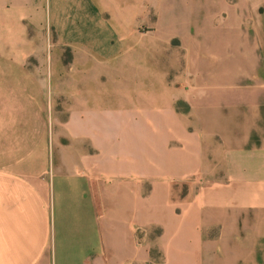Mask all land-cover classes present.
<instances>
[{"label":"crops","instance_id":"0c3cea01","mask_svg":"<svg viewBox=\"0 0 264 264\" xmlns=\"http://www.w3.org/2000/svg\"><path fill=\"white\" fill-rule=\"evenodd\" d=\"M138 1L0 0V264H264V0Z\"/></svg>","mask_w":264,"mask_h":264},{"label":"rangeland","instance_id":"374dc122","mask_svg":"<svg viewBox=\"0 0 264 264\" xmlns=\"http://www.w3.org/2000/svg\"><path fill=\"white\" fill-rule=\"evenodd\" d=\"M104 1L106 6L115 3L118 6V4H124L127 0ZM158 2L159 0H139L137 14L130 16L114 15L113 17L117 19L122 28L125 26L124 23L130 19V29L122 30V36L129 39V42H172L173 46L179 42H190L191 33L193 32V30H190L192 28V15H183L180 16L178 22L168 23L167 16L162 15L160 12ZM158 50H160V47H158ZM178 105L182 109L188 107L185 102H178Z\"/></svg>","mask_w":264,"mask_h":264}]
</instances>
